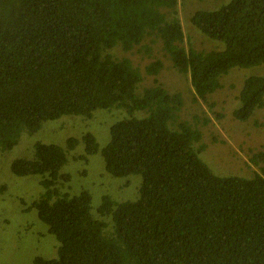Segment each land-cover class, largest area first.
Wrapping results in <instances>:
<instances>
[{"label":"trees","instance_id":"1","mask_svg":"<svg viewBox=\"0 0 264 264\" xmlns=\"http://www.w3.org/2000/svg\"><path fill=\"white\" fill-rule=\"evenodd\" d=\"M224 1L190 16L224 44L206 50L186 44L179 0H0V151L47 120L116 108L126 116L101 149L105 170L142 178L136 199L104 195L95 218L91 193L64 191L70 179L62 172L80 139L86 156L99 151L95 136L69 137L65 147L35 142L33 157L17 158L11 170L42 176L32 207L60 246L33 264H264V151L247 152L257 167L248 176L215 171L200 156L210 118L182 120V93L159 81V57L143 70L128 55L152 56L159 45L210 110L223 75L259 65L231 112L248 120L264 107V0ZM144 73L152 83L142 84Z\"/></svg>","mask_w":264,"mask_h":264},{"label":"rangeland","instance_id":"2","mask_svg":"<svg viewBox=\"0 0 264 264\" xmlns=\"http://www.w3.org/2000/svg\"><path fill=\"white\" fill-rule=\"evenodd\" d=\"M224 0H179L178 16L186 37L196 49H220L222 42L214 41L203 35L191 21V14L197 9H215ZM152 56L144 52H129L132 61L142 67L159 57L163 66L159 71V81L169 90L182 93L185 105L182 106V120H191V115H205L210 122L202 127L203 140L207 148L200 156L215 171L230 175L248 176L257 170L248 160L250 150L264 151V107L258 108L251 118L240 121L232 116L237 106V94L245 78L257 68H232L221 77L222 85L211 94L214 106L198 99L194 101V92L189 75L173 68L171 61L155 45ZM264 67L263 65H260ZM153 78L144 73L143 85L152 83ZM221 113L219 119L215 114ZM124 115V116H123ZM126 116L121 109H96L91 117L64 115L55 120H47L33 132L22 131L19 141L11 149L1 150L0 156V264H33L36 256L53 258L60 246L48 226L38 218L32 207L36 198L43 192L42 176H19L12 172L11 164L17 158L33 157L34 144L37 141L66 146L67 138H80L85 132H91L98 142L99 151L85 155V145L80 139L74 149L68 151V160L62 172H68L70 181L64 183V191L71 195L82 189L91 193V211L96 217V209L104 195L116 201L136 199L139 195L142 178L139 174L127 177H115L105 170L101 149L109 142L110 126ZM215 136V140L211 139ZM85 155L83 159L75 156ZM59 186V183H55Z\"/></svg>","mask_w":264,"mask_h":264}]
</instances>
